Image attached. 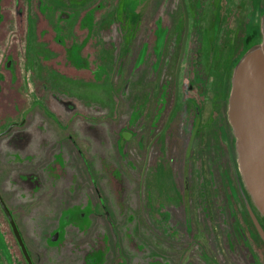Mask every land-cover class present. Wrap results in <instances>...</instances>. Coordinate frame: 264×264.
Listing matches in <instances>:
<instances>
[{"label":"rangeland","instance_id":"1","mask_svg":"<svg viewBox=\"0 0 264 264\" xmlns=\"http://www.w3.org/2000/svg\"><path fill=\"white\" fill-rule=\"evenodd\" d=\"M255 1L0 0V194L35 264H253L236 243L238 226L253 239L243 200L233 212L224 200L234 158L215 133L191 145L186 205L183 170L198 91L234 145L217 61L248 20L259 34ZM123 130L136 136L124 147ZM0 264H27L1 207Z\"/></svg>","mask_w":264,"mask_h":264},{"label":"water","instance_id":"2","mask_svg":"<svg viewBox=\"0 0 264 264\" xmlns=\"http://www.w3.org/2000/svg\"><path fill=\"white\" fill-rule=\"evenodd\" d=\"M259 10L255 11L251 28L258 29L260 35L245 47L231 70L227 113L242 182L264 219V10ZM247 206L264 239V231L248 202ZM8 217L11 219L9 213Z\"/></svg>","mask_w":264,"mask_h":264},{"label":"flooded vegetation","instance_id":"3","mask_svg":"<svg viewBox=\"0 0 264 264\" xmlns=\"http://www.w3.org/2000/svg\"><path fill=\"white\" fill-rule=\"evenodd\" d=\"M252 5H253V10L254 9L256 10V6H258L259 9L264 10V2H263V0H256L255 2H252ZM251 16H252V12L250 11L249 19H250ZM248 23H249V20L245 24L243 32L239 34L240 36H239V39L237 41L238 43L234 46L235 48H233L229 52L227 58L222 57L221 59H219L217 61V63L219 64L218 68H223L224 70L229 69L228 72H230V69H231L233 63L235 62L237 57H239V55L243 52V50L247 46L248 38L251 37L253 39L254 37H256L258 35V33L256 31H249ZM188 31H189V29H186V34L188 33ZM186 34H185L184 40L182 42L181 54L179 55L178 62H177L179 70H180V67L182 65L181 61L183 59V54H184L183 53L184 52L183 46L185 45L186 39H187V35ZM168 36L165 35V39H164L165 41H164V44H163V52L166 51V49H167L166 57L170 56L169 53H168L169 52L168 43L171 42V41L168 40ZM159 40L160 39H158V42H159ZM77 51H78L77 48L74 47L73 52H72V57L74 58L76 63H78V65H79V64H81V59L78 56V52ZM142 52H143V50H142ZM140 59H141V57H140ZM170 62L171 61H167L166 63H170ZM168 65L169 64L165 65V68L163 69V71H165L163 73L165 76L168 75V73H169L168 70H166V69L169 68ZM179 70L176 71V76H175V90H174L175 93H174V100H173V106L175 105L174 106L175 107L174 110H173V107H170L172 99H171V97H169V94L172 91H170L169 88L166 87L165 88L166 89V93L164 94L165 96H163L164 97V102H163V105H164L163 106V120H165V125H163V136H164L165 130L168 128L169 124L173 120V118H172L173 112H175L176 108L178 107V102L177 101H178V96L179 95H178V89H177L176 86H177V83H178V80H179L178 73H177V72H179ZM210 74H211V77H215V71L214 70ZM219 76H220V73H219L218 77ZM228 77L230 79V73H229ZM220 80H221V76L219 77V84L221 85L222 82ZM196 81H197L196 84L198 85V88H201L199 79H197ZM220 89H221V87H220ZM203 93H205V92H203ZM200 94L201 93L198 91V95L195 98H192L191 100L190 99L188 100V102H190V104H191V102H193V105L192 104L191 105L194 107V110H193V115L191 117V127H190L191 128V138H190V142L188 144V149H187V152H186L185 162H184V170H183V173H184V194H186L188 196L185 199V205H186V203L190 202V198H189L188 194H189V189H190L189 188V166H190L189 158H190V154H191V147H192L191 145H193L194 139L197 136H199V135L202 136L203 133H207V131H208V133H210V132H212L213 134L215 133L217 135L216 139H217L218 143L223 145V146H225V149L226 150L228 149L230 155L233 156L232 158H234V162H233L234 165L233 166H234L235 184L232 185L230 183L229 187H227L229 193L227 194L228 196L224 199L225 200V204L233 212L234 211V202L233 201L236 200L237 198H239L240 200H243L244 206H245V208L247 210V218H248L250 226L252 228L251 235L253 236V239H249V236H247V234L246 235L244 234L245 233L244 229L241 226H238L237 229H238V232H239L240 236L236 238V243H237V245H239L241 243V241H242V243L245 244V246L248 247V250L250 252H251V250L253 248L254 253L251 254V257H252V260H253V264H263L262 261L264 260V253H263V251H262V249L260 247H262L264 249V239L262 238V236H261V234H260V232H259V230H258V228H257V226H256L251 214H250V211H249L248 206H247V202L251 205L252 212L255 215V217L257 218L258 223L261 226V228L263 229V231H264V219L262 218V216H259L260 214L258 213L256 208L254 207V205H253V203L251 201V198H250L249 194L247 193V191H246V189L244 187V184L242 182V178H241V175H240V172H239V169H238V165H237V162H236V153H235V155L233 153L234 145L232 147L229 146V143L227 141L229 135L227 133V126L225 125V121H224L223 124H220V122L218 121L219 119H217L218 114H219L220 111L218 110V111L213 112L214 109H212V110L210 109V107H213V108L215 107V97L214 96L210 97L208 95V96H206L207 100L206 101L203 100L202 103H201L200 100L197 98V97L200 98ZM186 95H187V93H186ZM181 112L182 111H178V114H180ZM178 114L175 115V117L178 116ZM182 115H184V114H182ZM183 124H184V118H183V121L181 122L180 125L183 126ZM217 125L219 127H216ZM23 126H24V121H22V122L18 121L17 125H15L14 128L19 129V128L23 127ZM0 136H3V134H0ZM118 136H119V139H120L118 141V144L120 146H123V147H124V145H127V143L132 141L134 138H136L135 134H132L129 131L127 132L126 130L125 131L123 130V131L119 132ZM164 141L166 143V140H164ZM232 143H233V141H232ZM208 145L210 147L209 141H208ZM186 181L188 182V190L185 188ZM0 200H1L0 201V207H1L2 211L4 212L8 222L10 224V227H11L13 233H14V236H15L16 241H17V243H18V245H19V247H20V249L22 251V254L24 256V259H25L26 263L27 264H35L33 259H32V256L29 253V250H28V248L26 246V243H25L24 238H23V236L21 234V231H20V229H19V227L17 225V222L14 219L13 214L9 213L10 216H11V219H10L8 217V213L5 211L6 203H5L4 199L2 198L1 194H0ZM11 221H13L15 223V226H16V229H17L19 237L16 235V232H15V230L13 228V225H12ZM53 237L55 238V237H57V235L56 236L54 235ZM252 242L255 243L254 247H253ZM250 247H252V248H250ZM24 249L26 250L27 253H25L23 251ZM255 250H261V254H262L261 257L263 258V260H260L258 255H256V253H255L256 251Z\"/></svg>","mask_w":264,"mask_h":264},{"label":"trees","instance_id":"4","mask_svg":"<svg viewBox=\"0 0 264 264\" xmlns=\"http://www.w3.org/2000/svg\"><path fill=\"white\" fill-rule=\"evenodd\" d=\"M258 35H260V33L258 34ZM252 40V38L251 37H249L248 38V42H247V45L250 43V41ZM240 56V55H239ZM237 60V59H236ZM235 60V61H236ZM235 63V62H234ZM234 63H233V65H234ZM233 65H232V67H233ZM232 67H231V70H232ZM230 74H231V71H230ZM233 153H234V155H235V150H234V148H233Z\"/></svg>","mask_w":264,"mask_h":264}]
</instances>
